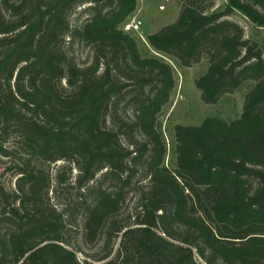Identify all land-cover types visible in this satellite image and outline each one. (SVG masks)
Instances as JSON below:
<instances>
[{
  "label": "trees",
  "instance_id": "1",
  "mask_svg": "<svg viewBox=\"0 0 264 264\" xmlns=\"http://www.w3.org/2000/svg\"><path fill=\"white\" fill-rule=\"evenodd\" d=\"M176 1L145 57L121 28L136 0H0V164L12 178L0 177V264H264V49L228 20L241 14L264 44V0ZM74 44L90 49L86 65ZM163 57L207 59L195 83L206 104L254 83L239 118L173 127L172 169ZM71 231L98 245L89 260Z\"/></svg>",
  "mask_w": 264,
  "mask_h": 264
},
{
  "label": "rangeland",
  "instance_id": "2",
  "mask_svg": "<svg viewBox=\"0 0 264 264\" xmlns=\"http://www.w3.org/2000/svg\"><path fill=\"white\" fill-rule=\"evenodd\" d=\"M136 12L132 18L141 22L139 33L143 40L138 38V35L132 34L137 39L138 49L142 56L151 57L156 55L146 42L148 35L159 32L163 27L174 23L180 12V4L176 0H136ZM224 0H216L213 11H219L224 8ZM78 13L72 16V22L82 17ZM228 20L238 24L244 31V36L250 41L261 43L262 32L248 22L241 14L234 12ZM69 55L74 59L78 66L86 65L91 59L90 49L81 44H74L68 49ZM163 60L168 63L173 70L174 89L170 95L168 103L161 111L159 121L161 124L162 133L166 143V165L170 169L174 166V137L172 129L176 125L180 126H197L206 117L216 116L225 121H232L240 117L246 96L252 90L254 83L251 81L245 82L234 93H227L221 96L215 104H206L203 102L201 92L197 89L195 83L201 78L208 69V61L202 57L199 62L192 64L190 67H180L173 60L163 57ZM3 165L0 164L1 180L10 186L12 178L8 174H3ZM134 204V200L129 195L125 206L129 208ZM126 216V214H125ZM70 247L75 251L77 258L80 261L89 260L98 251V245H87L83 242L80 234L70 232L68 235ZM74 246V248H73Z\"/></svg>",
  "mask_w": 264,
  "mask_h": 264
},
{
  "label": "built area",
  "instance_id": "3",
  "mask_svg": "<svg viewBox=\"0 0 264 264\" xmlns=\"http://www.w3.org/2000/svg\"><path fill=\"white\" fill-rule=\"evenodd\" d=\"M123 32L130 33V34H136L138 35V38L143 40L141 37L139 30L141 28V22L138 21L135 18L128 19L123 25L121 26Z\"/></svg>",
  "mask_w": 264,
  "mask_h": 264
},
{
  "label": "crops",
  "instance_id": "4",
  "mask_svg": "<svg viewBox=\"0 0 264 264\" xmlns=\"http://www.w3.org/2000/svg\"><path fill=\"white\" fill-rule=\"evenodd\" d=\"M132 18V17H131ZM131 18H129V19H131Z\"/></svg>",
  "mask_w": 264,
  "mask_h": 264
}]
</instances>
